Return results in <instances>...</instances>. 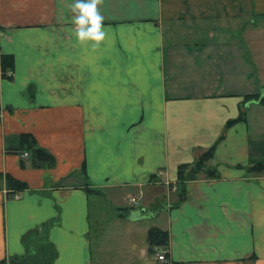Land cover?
I'll use <instances>...</instances> for the list:
<instances>
[{
	"label": "crops",
	"instance_id": "crops-1",
	"mask_svg": "<svg viewBox=\"0 0 264 264\" xmlns=\"http://www.w3.org/2000/svg\"><path fill=\"white\" fill-rule=\"evenodd\" d=\"M73 3L0 0V260L48 225L52 264H264V0H103L97 47ZM23 134L53 167L16 152ZM210 147L218 177L181 201L179 166Z\"/></svg>",
	"mask_w": 264,
	"mask_h": 264
},
{
	"label": "trees",
	"instance_id": "trees-1",
	"mask_svg": "<svg viewBox=\"0 0 264 264\" xmlns=\"http://www.w3.org/2000/svg\"><path fill=\"white\" fill-rule=\"evenodd\" d=\"M14 59L13 56L8 54H0V67L2 71V76L12 78L7 76L8 71L14 70ZM251 98V96H248ZM264 102V99L262 100ZM236 120H231L230 123ZM23 145H25L19 151L23 154L24 152H28L30 154V160H32L34 166L37 167H53L56 163V159L44 148L38 147L37 141L32 134H23L22 136ZM214 147L208 148V150L204 151L195 162L193 163H185L181 164L178 168L177 173V184L180 183L182 189V196L180 200L183 201L186 199V189L185 184L188 181L197 180L201 174H204L207 177H218L216 169L210 166L208 163L214 157ZM251 171L262 172L264 171V164L259 162L256 165L250 168ZM7 185H9L8 197L15 198V195L20 194L25 189L28 188V184L23 181H19L14 177L8 175L7 177ZM89 192H96V190H88ZM48 225L45 226L46 234L39 237L34 243L28 242L30 244L29 250L23 257L20 256H12L11 258H5L0 260V264H52L56 258L58 257L57 249L53 242H50L48 239ZM148 242L150 249L155 251V247H165L168 246L170 242L169 233L167 230H162L159 227H152L148 231ZM28 239V238H26Z\"/></svg>",
	"mask_w": 264,
	"mask_h": 264
},
{
	"label": "clouds",
	"instance_id": "clouds-1",
	"mask_svg": "<svg viewBox=\"0 0 264 264\" xmlns=\"http://www.w3.org/2000/svg\"><path fill=\"white\" fill-rule=\"evenodd\" d=\"M103 0H75L70 8L74 14L72 23L74 35L78 42H95L93 47H97L105 39L106 33L102 30L104 16L100 13L98 5H102Z\"/></svg>",
	"mask_w": 264,
	"mask_h": 264
},
{
	"label": "built area",
	"instance_id": "built-area-1",
	"mask_svg": "<svg viewBox=\"0 0 264 264\" xmlns=\"http://www.w3.org/2000/svg\"><path fill=\"white\" fill-rule=\"evenodd\" d=\"M6 74H7V76L12 77V76H13V71H8ZM1 118H2V114L0 113V119H1ZM22 155H23V157H25V158H27V157L30 156V154H29L28 152H24ZM15 198H20V195H19V194L15 195ZM130 200H131L132 203H136V202H137V198H135V197H131ZM158 248H159V247H155V248H154L155 251L157 252V258H158V260H159V261H165V259H166V254H167V253H166V250L160 252Z\"/></svg>",
	"mask_w": 264,
	"mask_h": 264
},
{
	"label": "rangeland",
	"instance_id": "rangeland-1",
	"mask_svg": "<svg viewBox=\"0 0 264 264\" xmlns=\"http://www.w3.org/2000/svg\"><path fill=\"white\" fill-rule=\"evenodd\" d=\"M210 162V161H209ZM210 166H212L210 163H208Z\"/></svg>",
	"mask_w": 264,
	"mask_h": 264
}]
</instances>
